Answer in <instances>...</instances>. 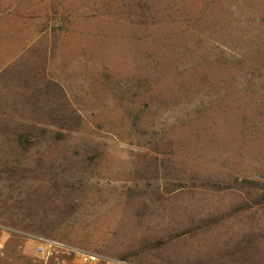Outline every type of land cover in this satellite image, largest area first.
I'll use <instances>...</instances> for the list:
<instances>
[{"label":"rangeland","instance_id":"rangeland-1","mask_svg":"<svg viewBox=\"0 0 264 264\" xmlns=\"http://www.w3.org/2000/svg\"><path fill=\"white\" fill-rule=\"evenodd\" d=\"M12 1L8 252L44 237L130 264H264V0Z\"/></svg>","mask_w":264,"mask_h":264},{"label":"built area","instance_id":"built-area-1","mask_svg":"<svg viewBox=\"0 0 264 264\" xmlns=\"http://www.w3.org/2000/svg\"><path fill=\"white\" fill-rule=\"evenodd\" d=\"M31 247H20V254L8 252L7 241H0V264H130L44 237H25Z\"/></svg>","mask_w":264,"mask_h":264},{"label":"crops","instance_id":"crops-1","mask_svg":"<svg viewBox=\"0 0 264 264\" xmlns=\"http://www.w3.org/2000/svg\"><path fill=\"white\" fill-rule=\"evenodd\" d=\"M25 5H28L27 3H23V2H17V1H12V0H3V2L0 4V9L10 13L12 11V9L16 10V9H19V10H23V9H26L28 8V6H25ZM2 16H11L10 14H4L2 13ZM11 17H1L0 18V30H2L4 32V34L0 37V73L11 67V65L15 62V60L18 58V47H19V44H17L15 47L17 48L16 49V54L14 55V57L11 55V47H12V44H11V39H10V36H11V26L8 22L7 19H9ZM9 33V34H7ZM6 34V35H5ZM27 43H29L30 45L32 44V41H28ZM10 50V51H9Z\"/></svg>","mask_w":264,"mask_h":264}]
</instances>
